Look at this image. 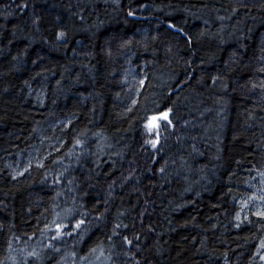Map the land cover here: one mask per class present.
I'll use <instances>...</instances> for the list:
<instances>
[{"label":"trees","instance_id":"16d2710c","mask_svg":"<svg viewBox=\"0 0 264 264\" xmlns=\"http://www.w3.org/2000/svg\"><path fill=\"white\" fill-rule=\"evenodd\" d=\"M261 181L264 0H0V264H264Z\"/></svg>","mask_w":264,"mask_h":264},{"label":"rangeland","instance_id":"374dc122","mask_svg":"<svg viewBox=\"0 0 264 264\" xmlns=\"http://www.w3.org/2000/svg\"><path fill=\"white\" fill-rule=\"evenodd\" d=\"M127 80L131 86L137 83L142 84L143 82L142 77L140 78V76H138L131 68L127 73ZM163 116L164 115H161V117H155L150 124H155L159 120H162ZM42 146L43 144H41L40 147H33L26 152L24 156H19L16 163L9 167L14 178H22L32 166L42 165ZM243 210L246 212L245 216H247L249 212H253L256 215H264V181H261L258 186L253 188V196L247 200L246 205H243Z\"/></svg>","mask_w":264,"mask_h":264},{"label":"snow or ice","instance_id":"6c2138e0","mask_svg":"<svg viewBox=\"0 0 264 264\" xmlns=\"http://www.w3.org/2000/svg\"><path fill=\"white\" fill-rule=\"evenodd\" d=\"M129 14L131 15L132 13H129ZM60 35L62 37L63 36V33H61ZM164 119H167V116H165ZM129 243H131V242L129 241ZM262 246H264V244H262Z\"/></svg>","mask_w":264,"mask_h":264}]
</instances>
